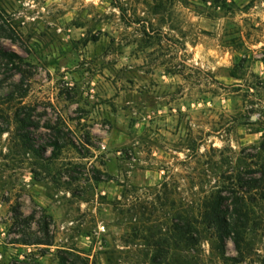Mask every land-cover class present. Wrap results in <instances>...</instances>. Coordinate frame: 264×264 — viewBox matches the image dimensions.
I'll return each instance as SVG.
<instances>
[{"label": "rangeland", "instance_id": "374dc122", "mask_svg": "<svg viewBox=\"0 0 264 264\" xmlns=\"http://www.w3.org/2000/svg\"><path fill=\"white\" fill-rule=\"evenodd\" d=\"M0 47V264H261L264 202L227 260L203 214L258 162L264 0H0Z\"/></svg>", "mask_w": 264, "mask_h": 264}, {"label": "trees", "instance_id": "16d2710c", "mask_svg": "<svg viewBox=\"0 0 264 264\" xmlns=\"http://www.w3.org/2000/svg\"><path fill=\"white\" fill-rule=\"evenodd\" d=\"M203 4H214L220 8H226L229 0H199ZM6 32V37L14 40V35L10 31V28L3 30ZM0 59H5L7 62L15 63L19 59V56L10 50H6L0 47ZM12 97V94L7 97ZM0 132H4L0 130ZM258 150L256 157L255 170L247 169L245 172H239L235 179V184L232 186L223 187V191L216 197L211 199L205 205L204 220L205 223L214 230V238L217 241L213 248L225 259V239H232L236 252L243 256L246 253L248 245V238L246 237V229L249 225V204L253 201L260 200L264 202V138L260 146L256 148ZM245 157V156H244ZM253 157V156H251ZM246 158V157H245ZM244 158V159H245ZM226 193V194H224ZM227 195V196H226ZM247 195H250V200ZM250 201V203H248ZM20 217L23 220L20 221ZM15 220L20 223H24L31 226L34 221V215L29 216H16ZM16 222V224H18ZM40 230L43 231V236L39 237L35 235L29 239L19 238L15 243L23 245H47L50 246L53 243V236L49 232V226L47 223H43L40 226ZM177 235L180 241H183L187 236V231L182 228H177ZM192 242L197 240L195 238H189ZM188 239V240H189ZM233 259V258H232ZM260 263L264 264V257L260 259Z\"/></svg>", "mask_w": 264, "mask_h": 264}]
</instances>
